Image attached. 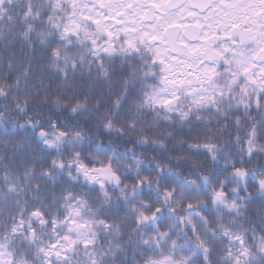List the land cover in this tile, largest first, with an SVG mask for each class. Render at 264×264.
<instances>
[{
  "label": "snow or ice",
  "instance_id": "snow-or-ice-1",
  "mask_svg": "<svg viewBox=\"0 0 264 264\" xmlns=\"http://www.w3.org/2000/svg\"><path fill=\"white\" fill-rule=\"evenodd\" d=\"M0 264H264V0H0Z\"/></svg>",
  "mask_w": 264,
  "mask_h": 264
},
{
  "label": "trees",
  "instance_id": "trees-1",
  "mask_svg": "<svg viewBox=\"0 0 264 264\" xmlns=\"http://www.w3.org/2000/svg\"><path fill=\"white\" fill-rule=\"evenodd\" d=\"M10 51H12V50H10ZM14 51H16L17 55L19 56V47L14 49ZM39 54H40L39 51H37L36 55L39 56ZM8 155L12 156V153H9ZM260 209H261V202L259 200L254 201L253 204L250 205V213L249 214L251 215L252 213H256V217H254V218L258 219L259 215H260Z\"/></svg>",
  "mask_w": 264,
  "mask_h": 264
}]
</instances>
